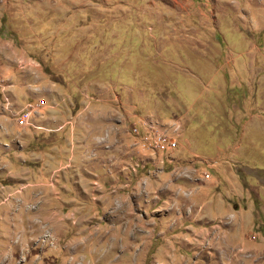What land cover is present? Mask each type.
<instances>
[{
    "label": "rangeland",
    "instance_id": "obj_1",
    "mask_svg": "<svg viewBox=\"0 0 264 264\" xmlns=\"http://www.w3.org/2000/svg\"><path fill=\"white\" fill-rule=\"evenodd\" d=\"M0 78V264H264V0H0Z\"/></svg>",
    "mask_w": 264,
    "mask_h": 264
},
{
    "label": "built area",
    "instance_id": "obj_2",
    "mask_svg": "<svg viewBox=\"0 0 264 264\" xmlns=\"http://www.w3.org/2000/svg\"><path fill=\"white\" fill-rule=\"evenodd\" d=\"M0 88H3V80L0 78ZM43 101H39L36 106L28 105L15 116V122L18 127L32 126V118L35 107H41ZM180 126L173 125L170 129H164L143 122L140 127L134 126L131 129L132 135L138 140V145L143 151H150L152 154L167 156L172 155L178 149L177 137L179 136ZM208 175H204V179H208Z\"/></svg>",
    "mask_w": 264,
    "mask_h": 264
}]
</instances>
